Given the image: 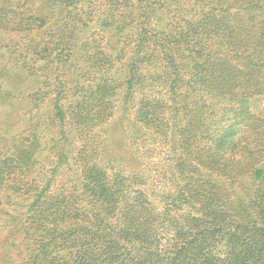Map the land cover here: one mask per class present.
Listing matches in <instances>:
<instances>
[{"label": "trees", "instance_id": "16d2710c", "mask_svg": "<svg viewBox=\"0 0 264 264\" xmlns=\"http://www.w3.org/2000/svg\"><path fill=\"white\" fill-rule=\"evenodd\" d=\"M4 106L16 264H264V0H0Z\"/></svg>", "mask_w": 264, "mask_h": 264}, {"label": "rangeland", "instance_id": "374dc122", "mask_svg": "<svg viewBox=\"0 0 264 264\" xmlns=\"http://www.w3.org/2000/svg\"><path fill=\"white\" fill-rule=\"evenodd\" d=\"M23 86L21 87L22 91H26L28 88L32 87L33 84L37 82L36 78L29 77L22 79ZM122 110V109H121ZM23 112L20 110L11 109L8 106L0 107V129L3 131L7 129L9 134L16 133L19 128L27 127L33 121L38 122L40 125L45 124L50 117V107L43 106L39 110L30 111L27 113L30 116V120L28 116H23ZM126 116L129 117V114H122L120 111L117 112L115 118L116 120L112 122L107 128V137H108V144L110 149L114 147L115 151H118L120 154L123 152L121 146L127 143V140L123 139L124 132L123 129L127 125L129 121H126ZM128 119V118H127ZM129 120V119H128ZM40 128H45L44 125L40 126ZM45 132H48L47 130ZM55 134V133H54ZM43 135V134H42ZM43 137V136H42ZM46 138V137H45ZM125 142V143H124ZM108 150V147H107ZM115 152L108 153L109 155L114 154ZM138 156V155H137ZM139 157V156H138ZM158 161V158H154ZM0 228V264H16L20 262L23 257L22 248L20 247H12L5 245L6 234L1 231ZM17 244V242H16Z\"/></svg>", "mask_w": 264, "mask_h": 264}]
</instances>
